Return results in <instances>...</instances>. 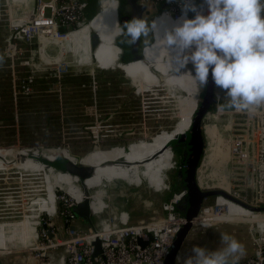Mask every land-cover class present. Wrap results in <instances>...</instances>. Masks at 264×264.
<instances>
[{
    "label": "rangeland",
    "instance_id": "obj_1",
    "mask_svg": "<svg viewBox=\"0 0 264 264\" xmlns=\"http://www.w3.org/2000/svg\"><path fill=\"white\" fill-rule=\"evenodd\" d=\"M3 1L0 0V5L4 3ZM18 1L14 0L11 6H16ZM127 12L125 7V15ZM151 17V12L143 16L148 21ZM3 36L4 32L0 34V152L20 151L54 155L71 160L75 164L80 161L101 162L143 153L158 146L164 139L188 130L190 126L202 91L200 86L198 89L193 83L192 77L184 76L173 85H169L160 79V68L155 70L154 74L151 73L155 78L130 74L128 69L107 70L112 67H101L96 61L94 50L92 64L85 68L77 66L72 55L60 53L56 46L40 52L41 46L37 43L32 45L18 43L16 53H11L13 58H4L2 53L6 48L2 43ZM142 41L143 45H146L144 38ZM72 46L73 53H80L74 45ZM166 60L167 56L163 64ZM47 63L52 64L51 69ZM98 66L108 74L113 72L111 74H115L116 79L126 76L131 78V81L137 84V90L124 84L108 97L101 94L97 105L89 109L79 106L86 103L82 91L73 94L75 92H66L63 87L62 90L57 85L61 78L70 72H89L90 75L98 76L95 71ZM59 68L66 69L68 74L54 77V72ZM121 72L126 76L121 75ZM30 76L32 82L28 86L31 93L25 94L22 87ZM218 91L215 89V95ZM217 101L225 103L223 99ZM109 104L112 105L111 111L105 112L104 108L100 107ZM215 107L202 122L204 149L196 173L198 184L203 191L221 189L227 192L229 188L234 191L238 184L234 182V175H231L233 171L229 167L228 151L230 141L235 140L232 138V130H238L236 125L240 123V115L216 113L220 111L219 104ZM78 113L85 115L71 116L79 115ZM236 134L240 132L234 133ZM180 156L181 154L172 151L151 164L105 174L100 176V179L95 178L88 185L90 210L97 215L105 204L107 209L100 217L93 216V226L118 214H125L130 225L163 219L165 214L162 203L175 202L178 200L176 192L183 191L182 182L177 178ZM7 160L9 162L13 159L8 157ZM7 165L9 166L0 168V227H4L6 239L12 241L9 243L11 251L27 250L35 238L28 237L22 232L20 234L11 232L12 228L7 225L21 223L26 219L33 222L30 216L36 208L32 205L34 201L45 198L48 194H55L56 215L52 217L48 213H41L36 219L37 224L33 225L35 233L41 234L44 220L60 224L63 221L61 213L65 211L68 203L73 201L58 190V184L51 177L54 175L59 177L56 171L50 173L49 168L40 167L39 170L36 169L39 174H30L17 171L13 165ZM46 175L51 187L56 186L55 191L51 190ZM73 181L83 189L79 181ZM102 181L104 186L101 195L104 199L92 194ZM262 183L263 185L258 184L263 188L258 192V199L264 203V177ZM237 194L240 199L257 197L254 192ZM216 206L227 210L226 214H218L216 217L224 219L227 215H239L226 218V222L216 224L215 222H221L216 220L214 223H208L212 227L205 232L199 227L200 223L214 218L216 211L215 198L204 200L178 255L188 254L187 250L193 245L214 250L219 245V234L228 233L245 247L246 255L239 261V264H242L254 251L252 231L249 224L235 222L242 216L240 214L247 213L221 197L216 200ZM183 207L182 204L177 206L179 214ZM205 214L211 216L205 217Z\"/></svg>",
    "mask_w": 264,
    "mask_h": 264
},
{
    "label": "built area",
    "instance_id": "obj_2",
    "mask_svg": "<svg viewBox=\"0 0 264 264\" xmlns=\"http://www.w3.org/2000/svg\"><path fill=\"white\" fill-rule=\"evenodd\" d=\"M13 1L4 0V3L0 5V25L2 24L6 32L3 38L6 48L2 53L4 58H13L12 54L16 53L18 43L26 45L37 43L41 48L49 49L55 46L52 44L53 40L61 41L69 33L88 23L85 14L87 5L85 0H49L47 2L30 0L29 4V0H19L16 6H11ZM164 1L139 0L138 4L145 6L146 13H152L151 20L165 17L167 14V17L171 18L168 21L172 23L181 16V5L177 2L170 3L167 0V9L159 14L161 3ZM200 1L201 5L197 6L202 7L203 14L207 15V6L202 5V0ZM101 2L102 0L98 1V10L94 17L100 9ZM193 17L194 13L188 15L189 19ZM147 47L143 49V55ZM47 64L51 69L52 64ZM56 71L53 74L54 77L68 74L66 69ZM31 82L32 76L22 87L23 93H31L28 86ZM220 112L229 116L240 115V123L236 125L238 130H232V138L235 140L230 141L228 151L229 167L233 171L231 175H234V182L238 184L234 191L237 192L232 191L231 188L223 192L254 210L251 211L217 196L214 197L215 216L224 215L227 212L224 207L217 208L216 200L219 197L242 208L247 215L239 217L235 223L250 225L254 246L252 255L242 264H264V211H260L264 208V203L258 199L259 190H263L258 184L263 185L262 178L264 177V106L255 109V115L251 118L245 113L234 110L217 111L216 113ZM236 132L240 134L234 135ZM242 192H254L257 197L240 199L237 193ZM176 193L178 200L162 203V210L165 214L163 219L149 223L141 221L136 225H130L125 214H118L99 221L95 226L83 228L71 212V208L76 203L69 202L65 211L61 213L64 222L63 236L58 235L60 230H55L52 222L48 223L44 220L43 226L45 225L47 229H43L41 234H36L37 243L32 250L37 259L46 261L47 264L51 263L52 252L58 249H62V255L59 257L61 264H164L174 240L185 224L177 210V206L184 201L185 192L179 190ZM106 209L105 204L103 209L99 210V214L91 213L95 217H100ZM207 216L211 215L205 214V217ZM48 231L51 232L52 237L48 236ZM96 240L100 242L101 253L95 256L93 244ZM142 243L146 245L142 247Z\"/></svg>",
    "mask_w": 264,
    "mask_h": 264
},
{
    "label": "clouds",
    "instance_id": "obj_3",
    "mask_svg": "<svg viewBox=\"0 0 264 264\" xmlns=\"http://www.w3.org/2000/svg\"><path fill=\"white\" fill-rule=\"evenodd\" d=\"M169 2L179 3L182 13L171 25L167 14L151 21L134 17L123 25L116 21L107 34L130 47L144 38L152 59L159 48L149 45V37L152 44L162 41L171 74H188L204 88L211 72L219 90L216 99L225 101L218 110L254 116L264 106V0H202L207 15L195 0ZM189 12L194 13L191 19ZM190 63L193 69L183 71ZM199 227L206 232L212 225L201 222ZM187 252L177 256L178 264H239L246 255L243 244L228 233L219 234L214 250L193 245Z\"/></svg>",
    "mask_w": 264,
    "mask_h": 264
},
{
    "label": "bare ground",
    "instance_id": "obj_4",
    "mask_svg": "<svg viewBox=\"0 0 264 264\" xmlns=\"http://www.w3.org/2000/svg\"><path fill=\"white\" fill-rule=\"evenodd\" d=\"M103 1L107 2L109 0H102V2ZM29 3H30V0L28 1V4ZM97 10H98V8H97ZM100 12L106 13V15H108L110 17L113 15V20L111 21V23H106L102 20L101 15L98 14V15H96V17L91 22L87 23L88 26H91L92 23L96 20V21L100 22V25H101L99 28L97 27L98 31H95V30L91 31V32H96L99 36V39H100V45L95 50V57H96L97 61L99 62L100 61L99 54L101 53L102 54L101 59L104 61V63H107L110 65V66H107V68L114 67L117 63V59H118L119 54H120L119 49L114 46V40H115L116 36L114 33L110 34L111 36L113 35L112 39L110 42H107L105 40L106 39L105 35L107 34V30H110L112 28V26L114 25V23L117 21L116 20L117 0H111V4L109 6L108 12H104L103 9H101V4H100V9H99L98 13H100ZM106 28H107V30H106ZM80 30L81 31L79 32V34L77 33V31H79V29H78L74 32L69 33L65 37V39H62L61 41H58V40L52 41V43L56 46V48L60 49V53L66 52V53L72 55V57L74 58V61L76 63L80 62V58H78L75 55L76 53H73L71 50H69L68 46L70 45L69 42H71V41H72V43H75L74 46L77 45L78 40H75V42H74V39H76V38L77 39L79 38V41L82 43H87V40H88L87 34H86V32L88 30L87 26L84 25L83 27L80 28ZM76 34H78V36H76ZM40 52H42V48L40 49ZM100 66L105 67L101 64H100ZM147 67H149V66H147ZM121 68L128 69L130 71L133 70L134 72H138V73H144V74L146 73V74H148V76H150L151 68L150 67L146 68V64H144L143 61L136 62V63L130 64L129 66L121 67ZM192 69H193V66H191V65L187 66V70H192ZM147 70L149 71L148 73H147ZM175 76L179 77L181 79L183 78V75L177 76V75H173L170 72H168L167 74H165V76L162 78V80L163 81L172 80L173 78H175ZM195 84L198 86V89H199V85L196 81H195ZM198 95H199V91H198ZM197 104H198V100H197ZM188 130H189V128H188ZM188 130L174 134V135L164 139L163 142H161L158 146L153 147L147 151H144L143 153H139L137 155H127L126 157H121V158H117V159H108L106 161H101V162L94 161V162L84 163V162L80 161V163L75 164V163L71 162V160H68V159H65V158H62L59 156H54V155L46 156L43 154H35V153H31V152H20V151H18V152H13V151L0 152V168L3 169V168H5V166H9L7 164H10V165H13L12 167H14L16 170H19V169L28 170L30 167H36V166L39 168L41 167V168H46V169H48V168L52 169L59 174L60 180H63L65 182L66 191L62 190L60 186H57L58 190L64 192L75 203L78 202V204H80V203L84 202L85 200H87L88 204L90 205L88 185L95 178L99 177V179H100L101 178L100 176H103L105 174L109 175L110 173H113V172L128 170V169H131L133 167L151 164V163L161 159L162 157L166 156L169 152H172L175 149H177L176 147H172V146L169 147V145L184 139ZM180 154H181V152H180ZM8 157L10 159H13V160H10L8 162V160H7ZM37 160H43L42 161L43 163H41L40 161H37ZM180 161H181V156H180ZM110 162H113L115 165H113L112 167H107L106 165ZM86 167H93L96 170L94 171V173L92 174V176L88 180L82 182L81 181L82 171ZM73 180L79 181L80 184H82L83 189H81V187H79L77 184H75V182ZM103 182L104 181H102L101 185L98 187V189H97L98 191L96 190L97 192L95 191L92 193L93 196H100L101 199H104V196L101 195V191L103 190V186H104ZM236 215H239V214H236ZM236 215H230V216L227 215V217H224V220H226V218H228V217H233Z\"/></svg>",
    "mask_w": 264,
    "mask_h": 264
},
{
    "label": "water",
    "instance_id": "obj_5",
    "mask_svg": "<svg viewBox=\"0 0 264 264\" xmlns=\"http://www.w3.org/2000/svg\"><path fill=\"white\" fill-rule=\"evenodd\" d=\"M127 5L130 9L129 14L127 15L121 14L118 17L116 16V20L121 25H123L124 22L126 21L132 20L134 17L142 18L145 12V6L138 4L137 0H127ZM167 5H168L167 0L162 2L158 13L160 14L163 10H166ZM85 11H88L87 7H85ZM190 15L191 13L189 14V16ZM99 45H100V39H99L98 34L96 32H91L90 49L95 51L99 47ZM141 61H143V59ZM141 61H137V62H141ZM133 63H136V62H133ZM133 63L123 64L117 61L114 67L107 69V70H114V69L121 70V67H126ZM98 68L101 69L99 66ZM131 83L133 87H137V84L134 85V82L132 81ZM215 89L216 87L211 79V72H210L208 84L206 87L202 88V91L200 94V101L197 104L196 110L191 117V123H190L189 130L187 131L186 136L184 137V139L169 145V147L179 146L178 149L181 152V161H180L181 168L177 172V178L181 180L182 185H183L182 187L183 191L186 193V199L184 201L185 206L180 211V216L185 221V224L182 226V228L180 229V232L178 233L176 239L174 240V243L169 250V253L165 259L164 264H176V258L178 256L179 250L185 240V237L187 236L188 232L191 230L193 222L197 218L204 200L208 198H214L217 196H221L223 198L228 199L229 201H232L233 203L240 205L241 207H244L251 211L254 210L242 204L241 202L231 198L223 191H220V190L203 191L197 184V179H196L197 174L196 173H197V169H198V166H199L202 154H203V149H204V136L202 132V122H203V119L206 117V115L210 112V108L214 104L217 103L216 96H215ZM181 145L186 146L187 150L183 151V149H181ZM37 161H40L41 163H43L42 162L43 160H37ZM113 165L115 164L113 162H110L106 166L112 167ZM95 170L96 169L93 167L84 168L82 171V175H81V181L84 182L88 180L92 176ZM260 211H264V208L260 209ZM71 212L83 224L90 226V227L93 226V221H92L93 215L91 213L90 205L88 204L87 200H85L84 202L80 204L76 203V205L71 208ZM43 229L45 230L47 229L45 225L43 226ZM48 236L52 237V234L50 231H48ZM93 245L95 247L94 255L95 256L99 255L101 253L99 240H96ZM141 245L142 247H144L146 244L142 243Z\"/></svg>",
    "mask_w": 264,
    "mask_h": 264
},
{
    "label": "crops",
    "instance_id": "obj_6",
    "mask_svg": "<svg viewBox=\"0 0 264 264\" xmlns=\"http://www.w3.org/2000/svg\"><path fill=\"white\" fill-rule=\"evenodd\" d=\"M110 4H111V0H109L107 2L103 1L101 3V9H103L104 12H108ZM98 14L101 15L102 20L106 23H111V21L113 20V15L110 17V16L106 15V13H103V12H100V13L97 12V15ZM167 22L169 25H171V22H169V21H167ZM1 25H0V34L2 32H4V34H6L3 26H1ZM85 25L87 26V29H88L86 32L87 39H88L87 43H82L79 41V38L78 39L76 38V39H74V42H75V40H78V41H77V45H75L74 47L80 51V53L75 54L78 58H80V62L76 63V65L87 68V67H90V65L92 64V61H93V54H92L93 50L90 49V34H91L92 30L98 31L97 27L99 28L101 25H100V22H98L96 20L92 23L91 26H88V24H85ZM80 31L81 30L79 29V31H77V33L79 34ZM78 34H76V36H78ZM112 36L110 34H106L105 40L107 42H110L112 39ZM3 38H4V36L2 37V39ZM69 43H70V45L68 46V48H69V50L72 51V48H73L72 45H74L75 43H72V41ZM162 45H163L162 41H159L156 44L150 45L152 48H157V47L159 48V56L155 59H152V52L150 51L149 46L144 51L143 63L146 64V68H149V67L151 68L150 76H148L147 74H144V73L134 72L133 70H131V71L129 70L130 74L134 73V75H140V76L143 75L145 77H152V78L154 77L155 78V76L153 75L154 71L158 70V68H160V75L159 76H160V79H162L165 76V74H167L169 72L167 60L163 64V61L165 60V58L167 56V50ZM43 50H44V48L42 47V51ZM101 55L102 54L100 53L99 54L100 61L99 62L97 60L96 61L105 67L110 66V65H107V63H104V61L101 59ZM189 65L192 66V64H189ZM147 66H149V67H147ZM121 69H124V68H121ZM183 71H188V70L186 69ZM151 73H153V74H151ZM184 76L189 77V78L191 77L188 74H184L183 77ZM36 169L39 170V167H30L28 170L19 169L17 171L26 172V173H30V174H39V171H37ZM53 171L54 170L50 169V173H55ZM46 177H47V175H46ZM52 178L58 184V186L61 187L62 190L66 191L65 182L63 180H60V178L56 177L55 175L52 176ZM47 182H48L51 190L55 191L56 186L54 188L51 187V185L48 181V177H47ZM40 199H36L34 201V203L32 204L33 206L36 207L33 210V214H31V216H30L33 219L32 220L33 222H31L29 220L27 221V219H26L21 223H16L14 225H11V224L7 225V227L12 228L11 232H15L16 234H20L22 232V233H25V235H28V237L31 236L32 238H35V239H32V241L30 242L29 249L11 251V246L9 245V243L12 241L9 239H6L4 227H0V264H47L46 261H42V260L37 259L35 257L34 250H32V248H34L35 244L37 243L35 227L33 225L37 224L36 219L38 218V215H40L41 213H48L52 217L55 215V212H56V195L55 194L54 195L48 194V196H46L45 198H40ZM89 200H90V198H89ZM89 203L91 204V201ZM240 215L245 216L243 214H240ZM216 220L217 221L221 220V222H215ZM204 222H205V220H204ZM214 222L217 224V223H222V222H226V221L223 219V217H216L215 216L214 218L208 220V222H205V223H214ZM52 223L51 224H52V226H54L55 230H60L58 235L63 236L62 227L64 225V222L62 221V222H60V224H58L57 222H55V223L52 222ZM79 223L83 228L88 227L87 225L83 224L81 221H79ZM8 246H10V247L8 248ZM61 255H62V249H58V250L52 252V260H51L50 264H61L59 262V257Z\"/></svg>",
    "mask_w": 264,
    "mask_h": 264
},
{
    "label": "trees",
    "instance_id": "obj_7",
    "mask_svg": "<svg viewBox=\"0 0 264 264\" xmlns=\"http://www.w3.org/2000/svg\"><path fill=\"white\" fill-rule=\"evenodd\" d=\"M98 1L99 0H85L86 2V7L88 8V11H85L86 14V21L90 22L96 11H97V7H98ZM196 4L197 5H201V1L200 0H196ZM192 12H189L188 15ZM109 65V64H107ZM95 71L97 72V74H99L98 76L96 75H90L89 72H70L67 76L61 78V80L57 83V85L63 90V88L65 89L64 91H73L76 94L78 91H82V94L85 97V101L86 103H83L82 105L79 106H85L89 109H92L93 107H95L97 105V100H99V98H101V94L102 96H106L108 97L110 93H113L115 90V88L113 87H106V88H102L99 86V84L104 81L103 77H105V75H108V73L104 72L106 70H102V69H95ZM149 71L147 70V73ZM113 72H110V74ZM122 73V72H121ZM123 74V73H122ZM146 74V73H145ZM148 75V74H147ZM191 78V77H190ZM180 79L179 77L173 78L172 80H166L165 82H167L169 85H173L175 82H177V80ZM194 83L195 81L192 80ZM63 87V88H62ZM95 87V88H94ZM109 100V99H107ZM223 104L221 103H218ZM217 105V104H216ZM215 105L212 106L210 108V111H212L213 109H215ZM79 115H71L72 117H76V116H83L85 114L82 115V113H78ZM175 152H177L178 154H180V150L175 149ZM59 196H61V193L58 194Z\"/></svg>",
    "mask_w": 264,
    "mask_h": 264
},
{
    "label": "flooded vegetation",
    "instance_id": "obj_8",
    "mask_svg": "<svg viewBox=\"0 0 264 264\" xmlns=\"http://www.w3.org/2000/svg\"><path fill=\"white\" fill-rule=\"evenodd\" d=\"M137 1H139V0H137ZM123 3H125V4L123 5ZM125 7L128 10L127 14H129L130 9H129L128 5H127V0H117V17L119 15H121V14H125L124 13ZM145 14H146V11L144 12L143 16ZM114 44H115V47H117L119 49V52H120L119 57L117 59L118 62L123 63V64H128V63H133V62L141 61L142 59H144L143 58V49L147 45H143L142 38H141L140 41L137 42L136 45H133L131 47L128 46L127 44H125V43H121V39L118 38V37L115 38ZM121 75H123V76L125 75L126 76L125 73L124 74H121ZM103 79H104V81H102L100 83V86L102 88H106V87H109L110 86V87L115 88L114 90L116 91V89L119 90V87L121 89V86L125 84V85L130 86V88L136 89V87H133V85L131 83V80L129 78H127V76L125 78H122V79H116L115 74H108V75H105V77H103ZM117 80H119L122 83L117 82ZM126 81H129V82H126ZM218 103H221V102L220 101H217L216 104H218ZM216 104H214V105H216ZM111 106L112 105L109 104L107 106L101 105L100 107L104 108V111L106 112V111H109V110L111 111V108H112ZM181 149H183V151H186L187 150L186 146H184V145H181ZM185 199H186V193L184 195V201H185ZM184 201H183V203H184ZM183 203H182V205L185 206V204H183Z\"/></svg>",
    "mask_w": 264,
    "mask_h": 264
}]
</instances>
